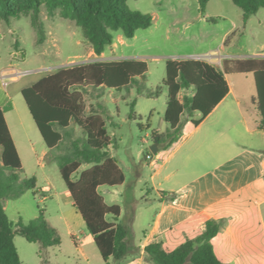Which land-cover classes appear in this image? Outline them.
Returning a JSON list of instances; mask_svg holds the SVG:
<instances>
[{
  "label": "rangeland",
  "instance_id": "rangeland-1",
  "mask_svg": "<svg viewBox=\"0 0 264 264\" xmlns=\"http://www.w3.org/2000/svg\"><path fill=\"white\" fill-rule=\"evenodd\" d=\"M128 6L135 11L150 13L154 18L153 25L139 29L136 36L130 38V45L124 48L131 55L143 56L148 63L149 72L141 86L150 91L160 88L162 92L158 96L148 97L141 95L136 85L122 90L103 87L88 90L86 100L88 113L93 110L105 111L103 115L113 138L111 153H114L127 176L125 184L102 186L99 191L107 203L121 206L119 223H127L128 214L134 211L132 239L139 244L144 239V233L150 231L157 215L154 207L143 205L146 200L157 198L155 187L163 186L167 193L170 188H177L181 192V183H185L184 174L169 180L166 178L186 153L185 146L177 150L181 141L169 149L159 150L158 145L159 151H152V131L166 132L170 128L165 120L167 61L203 59L212 63L215 60L212 64L223 68V62H217L214 57L219 52L224 53L225 49L236 54L264 50V8L250 17L245 28L243 10L233 0H210L205 12L200 9L198 0H128ZM40 16L46 30L42 43L38 42L31 15L15 17L10 22L0 20V108L7 111L15 136L27 143L28 150L22 151L24 168L20 176L36 177L37 172L41 177L40 185L52 182L53 190H39L36 193L28 190L20 198L7 199L6 211L17 228L20 220L28 223L44 210L45 217L62 236L60 246L42 248L39 243L29 242L17 235L15 242L22 264H108L96 243L84 244L79 249L71 236L74 233L84 239L90 232L78 209L66 202L68 187L56 161L41 159L42 148L46 145L22 90L62 68L99 60L123 59L122 44L126 36L122 32L116 33L115 41L106 49L111 57L101 58L93 52L82 28L74 21L64 18L59 11L50 14L45 4L41 7ZM16 40L20 41V48H16ZM13 74L19 78L13 79ZM228 79L237 93L255 91L251 74H230ZM185 93L193 95L194 91L187 90ZM216 115L206 125L213 123ZM201 118L199 112L185 113L180 136L188 135L195 128L193 120ZM77 134H80L79 130ZM31 142L35 144L38 155L30 146ZM1 160L0 152V163ZM86 168L88 165H83L74 179ZM161 168L162 172L156 174ZM138 172L141 173L140 177H136ZM208 178L212 188L225 189L227 193L234 190L229 178L222 173ZM128 184H132L131 188ZM198 187V192L209 193L204 178ZM148 190L150 193H147ZM128 257L130 255L125 258L124 264Z\"/></svg>",
  "mask_w": 264,
  "mask_h": 264
},
{
  "label": "trees",
  "instance_id": "trees-1",
  "mask_svg": "<svg viewBox=\"0 0 264 264\" xmlns=\"http://www.w3.org/2000/svg\"><path fill=\"white\" fill-rule=\"evenodd\" d=\"M210 0H198L205 12ZM243 10L246 22L264 8V0H233ZM48 12L57 11L74 21L83 30L94 52L101 55L122 32L133 38L137 31L153 25L150 13L129 8L128 0H0V20L31 15L38 34V42L46 38L45 25L40 16L42 5ZM16 48L20 41L17 40ZM164 84L168 90L165 120L170 128L166 132L153 130L151 137L158 143L172 144L180 136L185 113L199 112L202 118L213 112L229 94L227 75L253 74L257 86V107L264 123V58H231L223 61V68L203 60H168ZM145 60H100L50 73L22 90L38 129L48 146L51 159L58 164L76 207L89 232L108 264H124L131 253L140 247L133 243L130 225L119 223L122 213L119 204L107 203L100 193L102 186L124 184L126 174L117 159L111 156L113 138L107 121L97 111L88 113L85 93L89 88L107 87L116 90L138 86L143 96H158L161 89L145 90L141 82L147 78ZM193 90L194 94L183 93ZM182 95V96H181ZM135 103L133 102V110ZM77 128L80 134H77ZM0 264H22L15 238L25 237L39 243L42 248L60 246L62 236L45 217L44 210L28 223H15L7 214L3 200L20 198L28 190L37 192V178H23V163L10 131L5 112L0 109ZM83 164H92L79 173ZM112 219H110V218ZM223 221L209 219L204 231L196 234L176 248H168L162 241L153 240L145 246L146 260L152 264H223L216 254L213 238L221 231Z\"/></svg>",
  "mask_w": 264,
  "mask_h": 264
},
{
  "label": "crops",
  "instance_id": "crops-1",
  "mask_svg": "<svg viewBox=\"0 0 264 264\" xmlns=\"http://www.w3.org/2000/svg\"><path fill=\"white\" fill-rule=\"evenodd\" d=\"M249 20L250 18L245 22L243 18L245 28ZM129 40L130 38L127 37L123 40V59L144 60L143 56L131 55L124 48L130 45ZM224 51V53L219 52L214 57L217 62H223L225 59L231 58H264V50L250 54H236L227 52L226 49ZM98 56H101V58L111 57L106 53V50ZM17 74H20V72ZM17 74L11 75L13 79L19 78ZM251 75L253 76L255 91L237 93L231 86L227 75L230 92L210 115L204 118L199 125H195V128L188 135L182 134L172 144L167 145V142H157L159 150L162 148L169 149L178 141H181V144L177 150L185 146L186 153L181 157L182 161L176 165V169L171 171L170 175L166 176L169 180L173 176L184 174L185 183H181L183 187L181 192L177 188H170V192L167 193L163 186L155 187L157 198L148 199L143 204L144 206H152L154 210H157L154 224L148 233H144V239L139 244L133 241L135 246L140 247V251L136 254H129L130 257L127 258L125 264H152L145 257V246L148 243L153 240H160L168 248H176L183 244L187 238L204 231L206 222L209 219L223 221L221 231L213 238L216 254L223 264H264V123L257 107L256 80L254 75ZM88 90L93 91L95 89L89 88ZM97 98H100V96L97 95ZM0 109L5 112L24 168L22 151L28 150L27 143L22 138L15 136L7 111L3 107ZM93 111H97L101 115L105 112ZM214 114H217L214 122L206 125V122ZM30 144L37 154L35 144L33 142ZM112 146L113 144L110 146V153ZM0 152L2 153V150ZM49 152L47 145L42 148L41 159L54 161L50 158ZM111 156L115 157L114 153H111ZM38 163L40 164V158ZM87 165L88 168L92 166V164ZM159 172H162V168L156 174ZM217 173L226 175L234 190L227 193L225 189L212 188L211 180L208 177L217 175ZM35 175L38 182L37 191L50 192L53 190L52 182L41 186V177L37 172ZM140 176V172L136 173V177ZM203 178L209 190L208 194L198 192L199 183ZM128 185L131 188L132 184ZM147 193H150V191L148 190ZM65 199L67 203L76 207L69 190L65 193ZM133 213L132 210L128 214L126 225L131 226ZM71 236L79 249L84 244L95 243L91 233L86 235L84 239H80L74 233H71ZM79 239L80 241H77Z\"/></svg>",
  "mask_w": 264,
  "mask_h": 264
},
{
  "label": "water",
  "instance_id": "water-1",
  "mask_svg": "<svg viewBox=\"0 0 264 264\" xmlns=\"http://www.w3.org/2000/svg\"><path fill=\"white\" fill-rule=\"evenodd\" d=\"M152 151H153L154 153H157V151H158V143H157V142H154V143H153ZM3 203H5V200H3Z\"/></svg>",
  "mask_w": 264,
  "mask_h": 264
}]
</instances>
